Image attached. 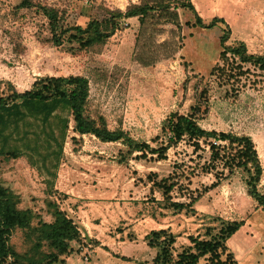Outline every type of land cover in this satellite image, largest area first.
Here are the masks:
<instances>
[{
	"label": "rangeland",
	"instance_id": "obj_1",
	"mask_svg": "<svg viewBox=\"0 0 264 264\" xmlns=\"http://www.w3.org/2000/svg\"><path fill=\"white\" fill-rule=\"evenodd\" d=\"M21 1L0 0V92L29 89L39 76L81 74L89 78L90 115H102L109 128L120 127L154 148L166 143L172 113L192 114L206 129L248 135L262 166L257 189L264 195V69L243 63L233 73H211L221 62L226 24L187 25L195 15L179 8L181 30L170 23L140 27L131 17L101 48L74 52V41L52 43L39 5L56 7L66 24L84 26L108 8L125 9L139 0H34L37 5L17 8ZM191 1L203 21L225 19L228 44L244 41L248 52L264 55V0ZM72 125L61 153L53 144L0 154V185L30 218L29 226L9 236L17 253L10 264H154L161 249L152 244L157 236H173L176 256L191 237L210 238L234 220L244 224L226 239L228 251L238 264H264V209L248 192V167L218 176L221 167L209 168L210 150L202 139L199 145L182 139L163 156L143 155L128 153L122 140L78 134ZM161 181L171 184V200L184 207L159 203L166 200ZM50 202L80 233L58 256L44 234L53 221Z\"/></svg>",
	"mask_w": 264,
	"mask_h": 264
},
{
	"label": "trees",
	"instance_id": "obj_2",
	"mask_svg": "<svg viewBox=\"0 0 264 264\" xmlns=\"http://www.w3.org/2000/svg\"><path fill=\"white\" fill-rule=\"evenodd\" d=\"M34 5H37L34 0H22L17 8H30ZM39 7L48 19L52 43L60 46L65 40L74 41L78 44L74 52L101 48L118 30L125 27L124 20L131 17H137L140 27L148 23L153 27L170 23L181 30L178 9H189L194 13L195 20L192 23L187 21V25L212 27L218 23L226 24L220 36L221 62L212 68V74L233 73L234 67H242L243 63L264 69V55L248 52L244 41L228 44L231 30L225 19L214 16L209 22L203 21L191 0L130 2L125 9L108 8L102 18H92L84 26L64 23V16L54 6ZM134 43H137V38ZM177 46L182 45L180 43ZM236 60L239 64L231 67L230 62L234 64ZM139 61L143 65L150 63L142 58H139ZM89 92V78L81 74L39 76L29 89L19 91L12 87L7 94L0 92V154L17 156L23 148L35 151L44 146L48 150L53 144L57 147V154L61 153L71 120L74 132L93 134L106 142L122 140L128 147V153L137 150L144 155L149 151L158 152L163 156L170 146L182 139L186 138L196 145H199V140L202 139L207 142L210 150L209 168L216 170L221 167L220 171L216 170L218 176L223 171L230 173L239 167L252 170L248 179V192L264 209V195L257 189L262 166L250 136L238 135L233 131L206 129L197 123L192 114L172 113L165 126L166 143L154 148L145 141L130 137L120 127L109 128L102 115L98 118L91 116L88 110ZM11 141H14V144H10ZM158 186L166 196L165 202L159 201L160 204L166 207H184L181 202L171 200V184L161 181ZM10 195L8 190L0 185V264H10L9 257L17 256L9 242L11 232L16 228H25L30 223L27 213H22L15 207ZM50 204L53 207V221L46 224L44 234L57 249L56 255L66 253L69 242L78 239L80 233L63 210L54 202ZM243 224V220H234L227 222L216 233L211 234L210 238L191 237L192 244L183 248L176 256L172 253L173 236L169 235L160 240L157 236L152 244H160L161 249L154 264H238L227 249L226 239ZM52 257L50 260L57 259L53 255Z\"/></svg>",
	"mask_w": 264,
	"mask_h": 264
}]
</instances>
